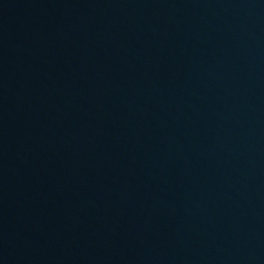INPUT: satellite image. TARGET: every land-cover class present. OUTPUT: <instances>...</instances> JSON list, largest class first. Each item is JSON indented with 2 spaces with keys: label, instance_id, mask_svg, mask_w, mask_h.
<instances>
[{
  "label": "water",
  "instance_id": "obj_1",
  "mask_svg": "<svg viewBox=\"0 0 264 264\" xmlns=\"http://www.w3.org/2000/svg\"><path fill=\"white\" fill-rule=\"evenodd\" d=\"M0 264H264V0H0Z\"/></svg>",
  "mask_w": 264,
  "mask_h": 264
}]
</instances>
